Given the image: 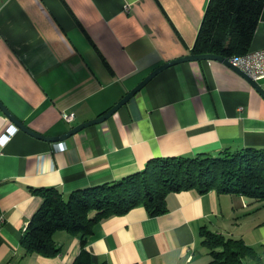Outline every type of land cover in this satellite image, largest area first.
<instances>
[{"label":"crops","instance_id":"1","mask_svg":"<svg viewBox=\"0 0 264 264\" xmlns=\"http://www.w3.org/2000/svg\"><path fill=\"white\" fill-rule=\"evenodd\" d=\"M207 0H0V101L44 135H59L117 102L152 69L191 53ZM127 5V9L124 6ZM264 45V5L250 48ZM264 90V78L256 80ZM61 111L74 112L66 122ZM10 121L0 108V133ZM264 148V98L214 60L164 68L106 119L65 139L21 130L0 146V264H74L78 235L56 230L54 256L27 252L21 234L41 203L30 190L117 180L152 158ZM241 237L264 264V200L182 189L166 211L141 206L94 225L91 264H204L200 229Z\"/></svg>","mask_w":264,"mask_h":264},{"label":"trees","instance_id":"2","mask_svg":"<svg viewBox=\"0 0 264 264\" xmlns=\"http://www.w3.org/2000/svg\"><path fill=\"white\" fill-rule=\"evenodd\" d=\"M264 0H207L197 29L193 54L211 53L230 58L250 49ZM182 189L204 193L235 192L253 201L264 200V148H225L215 155L170 156L150 159L134 173L72 190L68 196L55 186L30 190L41 197L21 234L27 252L54 256L60 251L53 234L56 230L78 235L80 251L74 264H91L85 249L86 238L100 220L141 205L148 214L166 211V196ZM201 244L210 259L204 264H244L260 258L254 247L241 237L225 236L206 227L200 229Z\"/></svg>","mask_w":264,"mask_h":264},{"label":"water","instance_id":"3","mask_svg":"<svg viewBox=\"0 0 264 264\" xmlns=\"http://www.w3.org/2000/svg\"><path fill=\"white\" fill-rule=\"evenodd\" d=\"M209 59H214L218 60L227 66H229L231 69H233L236 73L241 75L243 78H245L258 92L259 94L264 98V90L261 88V86L258 84V82L254 79H252L249 75H247L244 71H242L240 68L232 64V62L229 60V58L217 55V54H211V53H203V54H193L189 53L186 55H182L179 57H175L169 60H166L165 62L159 64L156 66L154 69H152L145 77L142 78L133 88L128 90L117 102H115L110 108H108L105 112L102 114L88 119L86 121L80 122L78 124H75L71 126L67 131L63 132L62 134L59 135H53V136H48L44 135L40 132H37L33 130L32 128L28 127L25 125L21 120H19L17 117H15L9 110L1 103L0 101V108L3 111V113L8 116L11 122H13L19 129L31 134L32 136H35L37 138L46 140V141H56V140H61L65 139L69 135L77 132L81 128L98 123L107 117H109L111 114H113L121 105L127 102L142 86H144L154 75H156L158 72L163 70L166 67H169L171 65H174L176 63L182 62V61H190V60H209Z\"/></svg>","mask_w":264,"mask_h":264},{"label":"built area","instance_id":"4","mask_svg":"<svg viewBox=\"0 0 264 264\" xmlns=\"http://www.w3.org/2000/svg\"><path fill=\"white\" fill-rule=\"evenodd\" d=\"M127 9V5L124 6ZM229 60L249 75L252 79L264 78V45L257 48H250L242 54L233 55ZM60 116L66 122L75 119L74 112L61 111ZM18 130V127L9 121L0 133V146L4 145ZM3 214L0 213V224L3 222Z\"/></svg>","mask_w":264,"mask_h":264}]
</instances>
